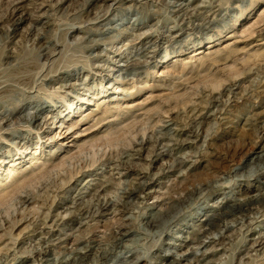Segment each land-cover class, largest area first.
Instances as JSON below:
<instances>
[{
    "label": "rangeland",
    "instance_id": "374dc122",
    "mask_svg": "<svg viewBox=\"0 0 264 264\" xmlns=\"http://www.w3.org/2000/svg\"><path fill=\"white\" fill-rule=\"evenodd\" d=\"M261 192L264 0H0V264H264Z\"/></svg>",
    "mask_w": 264,
    "mask_h": 264
},
{
    "label": "bare ground",
    "instance_id": "6f19581e",
    "mask_svg": "<svg viewBox=\"0 0 264 264\" xmlns=\"http://www.w3.org/2000/svg\"><path fill=\"white\" fill-rule=\"evenodd\" d=\"M167 168V170H169V168L168 167H166ZM247 200H248V202H251V203H254V202H260V203H263L264 202V192H261V193H259L257 196H249L248 198H247ZM247 202V203H248ZM243 206L242 205H240V209L242 210L243 208H242ZM247 208V207H246ZM248 208H250V207H248ZM247 208V209H248ZM245 209V208H244ZM243 209V210H244ZM221 211H218V212H216V213H218V214H220L221 212H222V209H220ZM208 215H210V214H208ZM159 216V215H158ZM155 217H157V216H154L153 218H155ZM203 220V219H202ZM203 228L201 229V231H202V233H200L201 235H196L197 237H196V240L197 239H199V238H201V236H203L204 234H206L207 232H208V230L209 229H207L206 227H205V225H203L202 226ZM180 239H181V237H180ZM188 238H184L183 240H187ZM182 240V241H183ZM195 240V239H194ZM47 252L46 251H43V252H41L40 253V257L41 256H43L44 254H46ZM168 255H166L165 256V258L166 259H168L170 262H174L175 261V259L177 258V254H173V253H167ZM170 254V255H169ZM42 259V257L40 258V260ZM134 264H136V263H134Z\"/></svg>",
    "mask_w": 264,
    "mask_h": 264
}]
</instances>
